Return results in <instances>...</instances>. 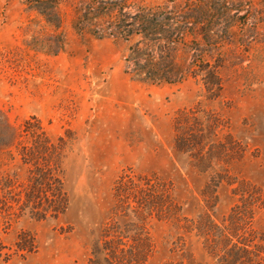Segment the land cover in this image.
<instances>
[{
	"label": "rangeland",
	"instance_id": "rangeland-1",
	"mask_svg": "<svg viewBox=\"0 0 264 264\" xmlns=\"http://www.w3.org/2000/svg\"><path fill=\"white\" fill-rule=\"evenodd\" d=\"M188 1L0 0V264H264V0L213 57L116 22Z\"/></svg>",
	"mask_w": 264,
	"mask_h": 264
},
{
	"label": "trees",
	"instance_id": "trees-1",
	"mask_svg": "<svg viewBox=\"0 0 264 264\" xmlns=\"http://www.w3.org/2000/svg\"><path fill=\"white\" fill-rule=\"evenodd\" d=\"M225 1L221 4L220 0H190L183 7L179 4L175 10H171L166 4L159 5L157 10L143 7L130 15V20H126L128 23H125L124 19L116 22L118 26L124 27V30L128 27L126 38L133 34H141L146 41L156 40L160 42V46H168L164 57H213L211 47L217 46L219 43L217 39L221 37L214 24L224 19L221 16L229 9ZM121 14L125 16L126 13L121 11ZM226 23L229 27L224 28L229 32L233 25L227 20ZM169 62L162 74L147 73L144 80L151 83H175L183 81L190 74L194 76L199 74L209 91L221 86L218 67L210 60H203L201 72H194V69L191 70L179 60ZM178 69L179 71L175 73L174 71ZM167 70H171V74ZM60 192L63 194L62 203L56 209L57 212L62 211L67 202L63 189H60Z\"/></svg>",
	"mask_w": 264,
	"mask_h": 264
}]
</instances>
